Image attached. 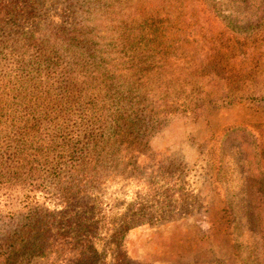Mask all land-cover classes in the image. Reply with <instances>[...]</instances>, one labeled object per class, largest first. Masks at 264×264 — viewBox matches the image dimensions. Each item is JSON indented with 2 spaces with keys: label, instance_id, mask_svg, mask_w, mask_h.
<instances>
[{
  "label": "rangeland",
  "instance_id": "1",
  "mask_svg": "<svg viewBox=\"0 0 264 264\" xmlns=\"http://www.w3.org/2000/svg\"><path fill=\"white\" fill-rule=\"evenodd\" d=\"M214 11L40 0L37 29L0 26L2 233L39 213L75 237L90 212L112 243L134 216L95 264H264V26Z\"/></svg>",
  "mask_w": 264,
  "mask_h": 264
},
{
  "label": "trees",
  "instance_id": "2",
  "mask_svg": "<svg viewBox=\"0 0 264 264\" xmlns=\"http://www.w3.org/2000/svg\"><path fill=\"white\" fill-rule=\"evenodd\" d=\"M203 1L223 17L233 31L253 34L264 26V0ZM39 2L40 0H0V26L27 22L33 30L37 29L39 18L35 12ZM222 7L226 8L228 13L219 11ZM30 9H35L34 12H30L31 17L28 15ZM46 34L51 38L57 37L55 29L52 28H48ZM36 39L39 41L37 33H34V38L27 40L33 41V45L37 46ZM245 144L246 140L242 138V145H239L229 157L233 159L235 154H239V159H234L235 165L243 164L240 152L244 150ZM67 209L70 214L69 205H66L65 210ZM251 211L249 206L238 207L237 214L248 216L247 218L252 221L254 214L250 213ZM46 218L37 213L25 225L9 229L4 233L0 229V264H34L37 261H42L43 264H95L103 258L101 257L105 251L103 249L108 245L123 249L129 230L144 222L134 216L126 217L124 221L120 220L118 224L120 229L116 230L115 234H118L113 237L111 243L100 235L101 221L90 217V212L88 215L86 213L78 215L79 222L76 223L77 235L75 237L66 230H56ZM67 221L71 227V219Z\"/></svg>",
  "mask_w": 264,
  "mask_h": 264
}]
</instances>
